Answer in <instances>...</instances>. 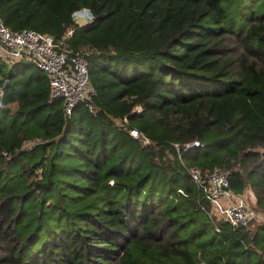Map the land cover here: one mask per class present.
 Masks as SVG:
<instances>
[{"label":"trees","instance_id":"1","mask_svg":"<svg viewBox=\"0 0 264 264\" xmlns=\"http://www.w3.org/2000/svg\"><path fill=\"white\" fill-rule=\"evenodd\" d=\"M83 7L67 42L90 49L97 116L0 61V264H264V224L215 220L189 174L228 171L264 211V0H0L56 39Z\"/></svg>","mask_w":264,"mask_h":264},{"label":"built area","instance_id":"2","mask_svg":"<svg viewBox=\"0 0 264 264\" xmlns=\"http://www.w3.org/2000/svg\"><path fill=\"white\" fill-rule=\"evenodd\" d=\"M73 26L66 28L63 35L56 39L47 33L24 28L12 30L7 27L0 14V61L7 68H12L22 60L30 61L47 78L49 97L63 101V114L70 118L76 105L83 104L89 114L97 116L100 109L95 104L96 91L92 85L87 56L89 47L73 49L68 39L74 33V26H82L93 20L88 8H80L73 12ZM4 97V87L0 85V107ZM131 137L141 144H150V139L135 128H128ZM38 141H26L23 148H30ZM199 146V141L186 143L183 150ZM179 152L178 144H174ZM5 155L6 153L3 152ZM189 174L197 188L209 201L211 215L215 220H222L230 227L246 226L249 222L264 224V211L257 208L256 196L251 190L235 193L229 185V172L213 167L202 172L197 167L189 169ZM216 230L219 227L216 225Z\"/></svg>","mask_w":264,"mask_h":264},{"label":"rangeland","instance_id":"3","mask_svg":"<svg viewBox=\"0 0 264 264\" xmlns=\"http://www.w3.org/2000/svg\"><path fill=\"white\" fill-rule=\"evenodd\" d=\"M34 69H35V68H34L33 66H31L30 69H28V72H29V71H32V70H34ZM5 70L8 71L9 69H8V68H5Z\"/></svg>","mask_w":264,"mask_h":264},{"label":"crops","instance_id":"4","mask_svg":"<svg viewBox=\"0 0 264 264\" xmlns=\"http://www.w3.org/2000/svg\"><path fill=\"white\" fill-rule=\"evenodd\" d=\"M22 61H24V62H30V61H27V60H22ZM22 61H20V62H22ZM19 62V63H20ZM31 63V62H30ZM6 67V66H5ZM7 68V67H6ZM0 85H2L3 86V84H2V82H0Z\"/></svg>","mask_w":264,"mask_h":264}]
</instances>
